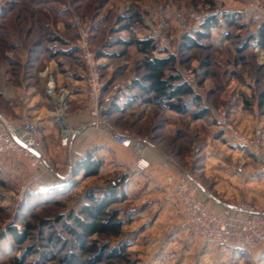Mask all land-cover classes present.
I'll return each mask as SVG.
<instances>
[{
    "label": "rangeland",
    "instance_id": "374dc122",
    "mask_svg": "<svg viewBox=\"0 0 264 264\" xmlns=\"http://www.w3.org/2000/svg\"><path fill=\"white\" fill-rule=\"evenodd\" d=\"M226 13L234 18V25L223 20ZM210 14L218 16L219 26L211 30L209 38L199 41L207 46L185 49L184 35L194 37ZM75 18L88 28L89 47L104 82L103 95L113 98L98 116H93L87 105ZM263 21L264 0H0V113L13 121L3 95L22 108L27 99L38 96L34 109L36 114L42 112V118L23 121L38 128L43 163L32 167L24 156L0 153V264H16L15 259L23 264H69L60 260L67 253L81 260L90 256L75 247L63 223L72 224L69 214H76L88 202L89 194L100 196L112 189L121 198L111 207L118 212L120 231L117 235H93L90 240L98 246L105 244L107 250L119 249L121 255L93 264L255 262L247 255L239 263L223 258L219 247H206L180 212L175 180L169 176L183 173L200 188L201 184L212 186L216 177L207 175L205 163L215 167L224 166L221 161L243 159L254 169L259 165L264 174L262 162L236 143L228 127L247 134L259 129L264 136V105H260L264 49L254 41L241 49ZM134 38H150L163 55L175 57L174 68L167 73L176 74L178 83L186 84L193 93L182 97L186 113L169 109L167 103L176 99L164 97L158 103L152 94L135 86L146 55L130 45ZM50 70L59 74L57 80ZM49 78L55 84L50 94ZM64 92L67 109L60 124L55 116L56 100ZM76 92L85 95L75 97ZM119 99L122 103L117 104ZM198 109L206 113L195 118L192 113ZM248 116L261 125L243 127L241 121ZM107 120L115 125L113 130L154 135L162 144L160 152L171 175L157 182L146 171H134L126 185L109 187L110 180L132 164L123 167L125 164L114 158L119 146L111 141L103 139L102 144L86 150L81 147L86 141L83 131H104ZM167 126L176 127V133L165 131ZM71 148L82 156L75 159ZM87 153L101 163L92 175H85L78 166ZM26 224L31 226L30 236L17 243L8 228L21 232L27 229ZM50 231L66 244L55 247L57 258L53 260L41 255L51 250L46 240ZM259 262L264 263V256Z\"/></svg>",
    "mask_w": 264,
    "mask_h": 264
},
{
    "label": "built area",
    "instance_id": "2783aa9c",
    "mask_svg": "<svg viewBox=\"0 0 264 264\" xmlns=\"http://www.w3.org/2000/svg\"><path fill=\"white\" fill-rule=\"evenodd\" d=\"M78 33V48L84 64V82L86 85L87 105L93 116H98L103 109L112 104L111 95H103L104 82L95 54L89 47V31L82 25L80 19L74 22ZM55 91L52 78L47 81V92ZM65 92L60 93L56 102V119L63 123V113L67 109ZM122 99L116 101L122 103ZM228 127L236 143L246 147L249 152L262 162L264 169V136L262 132L254 130L252 133H242L237 129ZM111 139L120 145L126 142L130 145L135 157L131 167L114 176L108 186L119 187L130 182L134 171H145L149 160L143 155L144 151L152 148L151 136L141 134L132 137L128 131L110 130ZM42 146L39 131L33 122L23 121L15 124L0 113V153L12 154L17 157L24 156L32 167L42 165ZM75 159L82 156V152L71 148ZM39 178L35 176L34 180ZM175 180L174 193L186 222L203 240L213 241L222 245L242 250H251L264 246V212L247 202H236L232 205L213 210L207 202L201 199V188L188 175L179 174L169 176Z\"/></svg>",
    "mask_w": 264,
    "mask_h": 264
},
{
    "label": "trees",
    "instance_id": "16d2710c",
    "mask_svg": "<svg viewBox=\"0 0 264 264\" xmlns=\"http://www.w3.org/2000/svg\"><path fill=\"white\" fill-rule=\"evenodd\" d=\"M223 20L228 25H234V18L231 15L223 14ZM219 26L218 16L216 14L208 15L204 21L201 22L200 28L195 31V36L185 34L182 39V46L185 49L191 50L195 47H206L199 41L210 37L211 30ZM129 27V26H127ZM250 41H254L256 46L264 49V21L258 26L256 33L250 34L241 49H246L250 46ZM130 45H136L146 56L142 60L143 72L138 80H135V86H138L144 93L152 94L156 102L164 97L169 99H176V102H169L167 106L169 109L186 113L187 109L182 101V97L193 96L191 89L183 83H178V76L176 74L167 73L168 70L173 69L175 65V57L172 54L163 55L165 52L157 48L150 38H134ZM158 55H154V52ZM260 105H264V91L261 92ZM206 111L198 109L192 113L195 118H200L205 115ZM80 170L84 171L85 175H92L98 171L101 166L99 161L92 158L90 153H87L79 162ZM87 203L83 204L76 214H69L68 219L72 224L63 223L64 230L71 235L75 241V247L83 254H88L84 260L79 259L72 253H67L61 257L69 264H93L99 262L107 257H119L121 255L119 249L107 250L104 244L98 246L94 240H90L93 235H117L121 228V222L118 220V212L111 208L112 205L118 202L121 198L113 189L103 193L102 195L89 194L87 196ZM26 230L18 231L13 226L8 228L14 241L22 243L29 238V229L31 226L26 224ZM46 240L51 247L50 252H41L45 259L53 260L57 258L56 253L53 252L56 246L65 241L61 240L54 231H50ZM90 241V242H88ZM16 264H23L21 259H15ZM35 264V263H34Z\"/></svg>",
    "mask_w": 264,
    "mask_h": 264
},
{
    "label": "crops",
    "instance_id": "0c3cea01",
    "mask_svg": "<svg viewBox=\"0 0 264 264\" xmlns=\"http://www.w3.org/2000/svg\"><path fill=\"white\" fill-rule=\"evenodd\" d=\"M50 74H53L54 77L56 75L55 77L56 80H57V76L59 77V74L58 75L54 74L53 70H50ZM2 79L3 77L0 76V80ZM77 82H79L78 79H76L75 83L77 84ZM77 89L81 90L82 88L81 86H78ZM78 95H85V93L76 92L74 94L75 97H78ZM37 97L38 96L35 95L32 96L30 99H27L28 103L26 104L24 103V106L22 108L19 105L14 104L15 102L12 99L3 95L4 100L9 101L6 103H8L10 106L8 109L7 108L6 109L8 110V116H10V118H12L14 121V122L12 121L13 123L20 124L23 122V120L26 119L39 121L42 118L39 115L42 112L36 114L35 112L36 108L34 109V106L37 101ZM250 117L251 116L243 118L244 120L241 121V125L243 127H246V129H250L253 128L254 126L261 125V122L259 121L257 122L256 120H254L253 117L251 118ZM39 123L41 122H38V124ZM105 125H106L105 126L106 130L104 131L100 130L99 128L92 130L89 129L84 130L82 134L84 138H86V141L82 143L81 147L82 148L84 147L83 149L86 150L89 149L90 145L93 146V145L102 144L103 139L107 141H111L115 145L119 146V149L116 155L114 156V158H117L120 164H125L123 165V167L129 166L135 160L130 145L129 144L120 145L114 142L111 139L109 131L111 129H114L115 125L112 122H110V120H107ZM173 127L174 126L171 127L167 126L165 127V131L173 135L176 133V127L175 128ZM82 128L84 127L82 126L78 129H82ZM129 134L132 137H138L142 133L131 132ZM151 142H152V148L145 150L143 154L150 162L149 167L145 171L146 173L147 172L149 173L153 181L159 182L164 180L165 176L167 175L169 176L171 171L168 168V166H166L165 164L166 158L160 152V150L162 149L161 148L162 144L154 135L151 136ZM221 162L224 163V166H222L221 164L220 165L217 164V166L215 167H210L209 163H205L206 165L205 169L208 172L207 175H212V177H216L215 178L216 180L215 182H213L212 186H210V184L209 186H205L201 184V186L203 187L201 188V194H200L201 199L207 202L209 206L216 211L220 210L222 207L232 205L240 200L251 202L256 207L264 210V184H263L264 174H261L259 172V171L263 172L261 169H258L259 165L258 167L256 166L254 169V166L251 164V162L244 159L221 161ZM138 173L141 174L143 173V171H135V174ZM260 186L262 188L258 189V187ZM175 199L177 201L176 196ZM177 204L181 212L180 205L178 202ZM201 240L203 243L207 244L206 247H209L211 245H213L216 248L219 247L221 254H223V258L230 257L234 259V261H238L239 263H242V261L246 259L247 255H251L252 259L255 260V262H252V264H262V262H259V260L264 256V246L251 250H241L234 247L222 245L213 241H207L203 239Z\"/></svg>",
    "mask_w": 264,
    "mask_h": 264
},
{
    "label": "water",
    "instance_id": "95a60500",
    "mask_svg": "<svg viewBox=\"0 0 264 264\" xmlns=\"http://www.w3.org/2000/svg\"><path fill=\"white\" fill-rule=\"evenodd\" d=\"M125 144H128V142H126Z\"/></svg>",
    "mask_w": 264,
    "mask_h": 264
}]
</instances>
